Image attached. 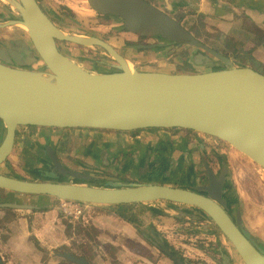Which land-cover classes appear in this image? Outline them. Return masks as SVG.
<instances>
[{
  "label": "water",
  "instance_id": "1",
  "mask_svg": "<svg viewBox=\"0 0 264 264\" xmlns=\"http://www.w3.org/2000/svg\"><path fill=\"white\" fill-rule=\"evenodd\" d=\"M7 1L17 18L0 23V29L25 26L28 34L24 31L25 36L10 40L8 48L0 46V121L5 129L0 142V167L12 155L19 129L39 128L114 133L191 131L229 144L264 169V75L235 65L199 41L170 15L173 9L164 11L146 0H89L99 15L120 19L127 32L159 42L145 48H195L194 64L204 68L201 72L132 71L128 61L109 43L62 31L37 0ZM58 42L102 48L116 64L108 72L88 71L64 55ZM7 53L14 57L16 66L4 60ZM25 54L35 57L21 62ZM40 62L43 68L34 69ZM47 156L53 173L46 174L47 181H26L0 173V190L49 196L59 202L76 201L86 210L89 204L123 206L164 201L183 205L210 218L244 264H264V239L246 230L240 210L236 217L231 213L225 165L220 177L206 165L208 183L191 189L154 183L98 187L65 182L62 177H91L64 167L51 148H47ZM1 208L34 209L17 202L0 203ZM184 214L191 216L187 211ZM163 251L177 264H187L169 247L164 246ZM62 257L75 264H90L72 253Z\"/></svg>",
  "mask_w": 264,
  "mask_h": 264
},
{
  "label": "rangeland",
  "instance_id": "2",
  "mask_svg": "<svg viewBox=\"0 0 264 264\" xmlns=\"http://www.w3.org/2000/svg\"><path fill=\"white\" fill-rule=\"evenodd\" d=\"M81 1L89 9V14L81 12V9L84 8V4ZM156 1L162 2V0ZM170 1L172 2L173 0ZM38 2L62 31L80 36L97 37L109 43L128 63L132 64L134 69L168 73H196L204 70L203 67L194 64L193 57L197 52L195 48H190L186 45H172L166 48L154 49L145 48V46L159 42L155 39L139 37L127 32L120 19L113 16L99 15L91 7L89 0H38ZM163 5L162 3L161 7L164 11H167L166 6L163 7ZM75 9H80L81 11H76ZM170 15L181 21L199 41L222 55L226 54L235 65L245 67L249 65L243 60L242 54L238 56L233 53L234 49L231 47V43L223 38V35L207 29L209 26L208 22L203 24L202 19L198 20L195 17L194 8L186 7L183 9L179 7L176 11L170 12ZM12 18H17L15 10L11 9L8 3L0 0V23ZM205 19L203 18V20ZM23 36H25V33L19 27L0 29V46L7 45L10 39ZM58 48L72 61L91 72H108L116 64L115 60L99 47H81L71 43L58 42ZM236 55L241 57V59H237ZM33 68L41 70L43 65L40 62L34 65ZM4 131V125L0 121V142L3 139ZM124 134V136L117 137V146L127 150L130 146L136 145L138 132ZM110 136L116 137L114 134H106L100 140L103 142L104 138L107 140ZM198 136H201L204 140L206 151L202 154V152H199V148H193L194 152H199L196 156L200 154V158H196L195 161L191 160L197 170L194 187L207 184L208 173L206 165L216 175L221 174L225 165L228 171L226 180L228 196L232 203L231 213L236 217L237 210H240L246 230L255 238H260L256 234H258L259 230L264 234V169L236 151L229 144L216 138L204 135ZM94 140L97 145H90L89 142ZM100 140L98 137H94L92 131H79L69 134L67 131L20 128L15 151L7 162L0 167V173L26 181H47L46 174H53L49 170L51 161L47 156V148H51L55 151L56 157L64 167L91 177L90 182L80 181L72 177H62L61 179L67 183L109 187L107 183H114L116 181L115 178H122L124 182L128 180V182H135L129 175L121 177L118 174L122 170V165H119L118 162L108 166L103 163H96L89 158L88 154L92 155V152H96V148H101ZM87 150H90L91 153H87ZM137 153L139 155V152H135V154ZM189 162L187 161V164L183 166H175L176 169L174 171L176 172L175 174L178 173L177 178L186 176L190 168ZM137 163L138 161L134 163V167H136ZM138 171L139 173H144L142 170ZM54 178L60 179L58 177ZM96 179H99L100 182L95 183ZM180 182L190 188V183L187 182L185 177ZM113 185H117V183ZM7 196L12 198L14 194L0 190V203L8 199ZM153 204L169 207L171 214L174 211L173 209L177 210L173 214H179L178 218L184 217L187 221L186 223H189V226H183L184 224L176 220V230L180 231V233L178 234L177 231L174 232L172 230L170 234H164V236L169 237L168 240L166 239L169 242V248L179 259L187 264H244L233 245L207 216L183 205L164 201ZM185 211L189 212L191 216L182 215V212ZM194 227L198 228L197 231L194 230ZM193 230L195 233H192ZM144 232L150 236L147 230L144 229ZM155 243L159 246L160 255L164 257L162 241L155 239ZM224 258H228V262ZM170 264L173 263L170 262Z\"/></svg>",
  "mask_w": 264,
  "mask_h": 264
},
{
  "label": "crops",
  "instance_id": "3",
  "mask_svg": "<svg viewBox=\"0 0 264 264\" xmlns=\"http://www.w3.org/2000/svg\"><path fill=\"white\" fill-rule=\"evenodd\" d=\"M146 1L162 10V3L163 7L174 11L179 7L194 8L195 17L202 19L203 24L208 22L207 29L223 35L233 49L249 52L246 57L250 63L264 64V0ZM66 131L71 134L87 130ZM90 131L99 140L106 134L116 137L104 138L103 142L100 140L101 148H96L92 155L88 154L89 158L108 166L118 162L122 165L118 174L121 177L129 175L135 181L124 182L122 178H115L114 183H107L109 187H115L113 184L116 183H154L189 188L180 182L184 177L190 183L189 189L194 187L197 170L191 160L195 161L200 158V154L196 156L197 153L204 154L206 151L204 140L198 136L202 134L184 130L140 131L136 135V145L123 150L117 146V139L124 133ZM89 143L97 145L95 140ZM16 145L17 139L15 148ZM194 147L200 151L194 152ZM135 152H139V155ZM87 153L91 151L87 150ZM187 161H190V168L186 176L177 178L175 166H183ZM13 202L30 205L34 209H0V257L4 264H75L62 257L65 253L83 257L90 264H170L168 258L160 255L155 239L162 242L168 240L169 237L164 234L168 235L172 230L179 234L176 220L183 226H189L184 217L178 218L179 214H173L177 210L173 209L171 214L169 207L160 204H89L85 218L74 221L66 218L59 208L58 200L49 196L14 194L3 201ZM144 229L150 236L146 235ZM197 229L194 227L195 231ZM255 229L257 231V227ZM194 230L192 233H195ZM259 231L256 235L264 239L263 232Z\"/></svg>",
  "mask_w": 264,
  "mask_h": 264
},
{
  "label": "flooded vegetation",
  "instance_id": "4",
  "mask_svg": "<svg viewBox=\"0 0 264 264\" xmlns=\"http://www.w3.org/2000/svg\"><path fill=\"white\" fill-rule=\"evenodd\" d=\"M38 1V0H37ZM39 3V2H38ZM40 4V3H39ZM41 6V5H40ZM42 7V6H41ZM42 9H43V7H42ZM43 11L45 12V10L43 9ZM46 13V12H45ZM47 14V13H46ZM48 15V14H47ZM49 17V16H48ZM50 18V17H49ZM51 19V18H50ZM52 20V19H51ZM53 21V20H52ZM54 22V21H53ZM18 38H21V37H16V38H14V39H18ZM13 39V40H14ZM10 40H12V39H10ZM10 40L8 41V44L7 45H4V46H6V48H8L9 47V43H10ZM28 42V41H27ZM263 43H264V41H263ZM217 52V51H216ZM242 51H240L239 49H237V48H235L234 49V54H237L238 56H240V54H242L243 56H242V58H243V60L244 61H246L249 65L247 66V67H249V68H253V69H255L256 71H258L259 73H261V74H263L264 75V64L263 63H261V62H259V63H250L249 62V60H248V58L246 57V55H247V53H249V52H242ZM219 53V52H218ZM251 53H253V52H251ZM237 55H236V57H237ZM224 56H226V54L224 55ZM23 59H20L21 60V62H27V60H29V59H31V58H33V57H35V55H31V56H27L26 54L25 55H23ZM227 57V56H226ZM235 57V58H236ZM4 58V60H7V61H9V62H11L12 64H14V66H16L15 64L17 63L16 62V60H14V57L13 56H11L9 53H7V55L5 56V57H3ZM228 58V57H227ZM237 59H241V57H237ZM190 132V131H189ZM213 171V170H212ZM215 173V172H214ZM215 175H216V173H215ZM220 175L221 174H219V175H217V177H220ZM207 183H208V178H207ZM226 184H227V182H226ZM195 187H200V186H195ZM192 188H194V187H192ZM164 243H165V245L166 246H168L169 247V242L166 240V239H164ZM164 245V246H165ZM163 253L165 254V258H168L169 259V261L171 262V263H173V264H177L176 262H174L164 251H163ZM83 258V257H82ZM0 259H1V261H2V264H4V262H3V260H2V258L0 257ZM85 259V258H84ZM224 260L226 261V259L224 258ZM226 264V263H225Z\"/></svg>",
  "mask_w": 264,
  "mask_h": 264
},
{
  "label": "built area",
  "instance_id": "5",
  "mask_svg": "<svg viewBox=\"0 0 264 264\" xmlns=\"http://www.w3.org/2000/svg\"><path fill=\"white\" fill-rule=\"evenodd\" d=\"M59 208L62 214L74 221H81L85 218L86 207L76 201H60Z\"/></svg>",
  "mask_w": 264,
  "mask_h": 264
},
{
  "label": "bare ground",
  "instance_id": "6",
  "mask_svg": "<svg viewBox=\"0 0 264 264\" xmlns=\"http://www.w3.org/2000/svg\"><path fill=\"white\" fill-rule=\"evenodd\" d=\"M1 1H3V2H5V3H8L10 6H11V9H14V7L7 1V0H1ZM83 4H84V2L83 1H81ZM76 11H78V10H80V9H75ZM82 10V11H81ZM80 11L83 13V14H89V9L85 6V4H84V8L83 9H81ZM79 11V12H80ZM19 28H21L23 31H25L27 34H28V29L25 27V26H19ZM128 66H129V68H130V70H134V68H133V66H132V64H128ZM208 137H210V136H208ZM211 138H213V137H211Z\"/></svg>",
  "mask_w": 264,
  "mask_h": 264
},
{
  "label": "trees",
  "instance_id": "7",
  "mask_svg": "<svg viewBox=\"0 0 264 264\" xmlns=\"http://www.w3.org/2000/svg\"><path fill=\"white\" fill-rule=\"evenodd\" d=\"M149 131H156V130H149Z\"/></svg>",
  "mask_w": 264,
  "mask_h": 264
}]
</instances>
